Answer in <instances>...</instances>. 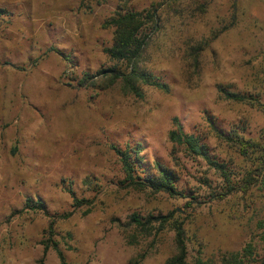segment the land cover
<instances>
[{
  "label": "rangeland",
  "instance_id": "obj_1",
  "mask_svg": "<svg viewBox=\"0 0 264 264\" xmlns=\"http://www.w3.org/2000/svg\"><path fill=\"white\" fill-rule=\"evenodd\" d=\"M151 5L158 25L138 69L167 90L139 82L136 96L109 78L118 65L103 52L114 40L103 25ZM219 86L264 104V0H0V264H60L53 249L41 261L48 239L66 264H166L174 231L143 233L127 226L133 214L182 221L185 264H220L249 243L260 257L264 180L220 197L219 174L170 140L181 128L242 177L251 162L211 124L264 141V113ZM127 146L141 177L155 164L173 173L172 195L125 182L115 149Z\"/></svg>",
  "mask_w": 264,
  "mask_h": 264
},
{
  "label": "trees",
  "instance_id": "obj_2",
  "mask_svg": "<svg viewBox=\"0 0 264 264\" xmlns=\"http://www.w3.org/2000/svg\"><path fill=\"white\" fill-rule=\"evenodd\" d=\"M129 2L130 0H125ZM232 5L236 4V0H231ZM157 9L155 5H151L147 9L135 11L131 9L120 10L113 13L103 25L113 29L114 40L110 47L104 48L103 52L108 58L115 62L118 66L107 71L111 81L121 79L124 86L134 95L141 96L137 83L141 82L145 85L159 88L163 91L167 90L164 83L154 80L151 75L138 69V59L145 45V41L149 35V31L156 30L157 27ZM55 51V49H51ZM124 66L123 72L121 67ZM106 73V71H102ZM87 78V74H85ZM218 93L221 98L236 103H256L264 113V104L255 100L251 95L244 93L230 92L222 86L218 87ZM211 129L216 138L225 142L230 147L235 148L239 154L251 162L249 169L245 170L239 180H234L232 172L224 164L212 159L199 138L191 134L184 133L181 128L170 133L171 142L182 145L191 155L202 158L207 162L209 167L214 169L224 183V192L220 197H224L233 191H240L245 194L254 184L264 180V141L254 139H246L238 133H224L211 124ZM115 149V148H114ZM116 154L122 164V170L125 175V182L130 186L138 189H149L152 192H164L172 195L175 190V177L173 173L160 164H155L157 174L155 176L138 175L136 162L139 161L138 152H133L127 146L124 150L115 149ZM84 203L83 200L74 199L73 206L77 207ZM30 207L29 203L25 204ZM42 209L40 204L37 205ZM157 224L156 232L163 229L166 225L174 231V242L177 254L166 264H185L186 247L185 232L183 222L174 220L171 214L166 216H148L140 218L138 215H130L127 226H133L135 229L143 233L150 232L154 225ZM259 228L264 230V219L259 223ZM50 232V231H49ZM264 243V236H263ZM43 252L41 261L44 259L49 249H53L57 255L60 264H66L63 253L57 247L55 242L50 239L43 241ZM220 264H264V244L263 254L255 257L253 247L249 243L241 251L223 254L220 258Z\"/></svg>",
  "mask_w": 264,
  "mask_h": 264
}]
</instances>
